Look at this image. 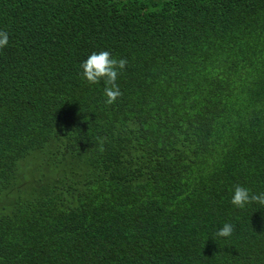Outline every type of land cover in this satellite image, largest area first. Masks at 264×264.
Masks as SVG:
<instances>
[{"label":"trees","instance_id":"16d2710c","mask_svg":"<svg viewBox=\"0 0 264 264\" xmlns=\"http://www.w3.org/2000/svg\"><path fill=\"white\" fill-rule=\"evenodd\" d=\"M0 30V264H264L231 203L264 193V0H0Z\"/></svg>","mask_w":264,"mask_h":264},{"label":"clouds","instance_id":"9594fccd","mask_svg":"<svg viewBox=\"0 0 264 264\" xmlns=\"http://www.w3.org/2000/svg\"><path fill=\"white\" fill-rule=\"evenodd\" d=\"M9 41V34L7 31L0 30V49L4 48ZM128 61L126 58H114L110 51L102 50L99 52H92L81 64L82 76L89 83H99L104 79L105 88L104 94L106 97V104H113L123 95L117 79L120 71L125 69ZM231 203L239 208H244L251 203H259L264 206V193H253L248 187L237 184L234 187L231 197ZM234 232V225L225 223L220 228L216 235L220 237H230Z\"/></svg>","mask_w":264,"mask_h":264}]
</instances>
